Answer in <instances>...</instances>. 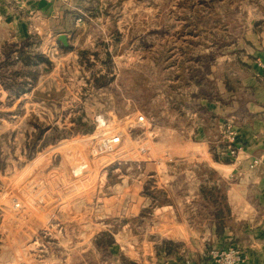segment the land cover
Instances as JSON below:
<instances>
[{
  "label": "rangeland",
  "instance_id": "1",
  "mask_svg": "<svg viewBox=\"0 0 264 264\" xmlns=\"http://www.w3.org/2000/svg\"><path fill=\"white\" fill-rule=\"evenodd\" d=\"M114 3L78 0L63 19L12 4L14 19H0V264H132L155 231L149 211L140 222L138 195L163 172L184 174L174 187L190 189L196 174L207 177L204 213L191 223L218 207L229 220L226 183L214 187L219 167L196 147L199 131L184 142L189 127L214 134V120L198 116L205 106L189 97L227 105L218 84L231 82L239 108L254 102L245 79L264 81V0ZM136 113L147 126L129 128ZM223 125L225 142L205 140L219 163L238 155L227 154L235 133L227 118ZM119 130V145H101Z\"/></svg>",
  "mask_w": 264,
  "mask_h": 264
},
{
  "label": "crops",
  "instance_id": "2",
  "mask_svg": "<svg viewBox=\"0 0 264 264\" xmlns=\"http://www.w3.org/2000/svg\"><path fill=\"white\" fill-rule=\"evenodd\" d=\"M113 2L117 8L123 4V0H113ZM76 3L78 0H0V19H14L15 15L13 10L11 11L13 7H10L12 4L20 6L22 13L29 14L28 8L32 4L33 7L39 8L38 12L43 11L49 14L50 18L63 19L68 17L66 9L72 10L74 7L72 4ZM16 15L17 18H22L19 13ZM121 15H123L122 11L117 12L114 18L120 19ZM76 16V14L71 15L70 18L75 19ZM110 17L111 15L103 16L101 19L108 21ZM10 26L12 27V24ZM81 26H85V29L88 27L85 23L77 22L75 29ZM62 33L66 34L64 31H60L59 34ZM245 81L246 89H249L255 98L254 102L246 105L245 108H239L238 87H233L231 82L218 84L220 97L224 96L228 99L227 105L221 106V102L216 100L211 103L199 93L189 97L197 96L200 99L198 101L205 106L204 110L202 108L198 112V116L202 124L207 119L210 122L214 120L212 130L214 134L205 136L200 126L189 127L186 129L190 136L184 142H190L193 134L198 130L197 139L202 143L196 147L206 149L210 162L219 167L218 179L213 184L215 188H220L222 183H226L230 209L228 222L221 225L215 216L204 215L200 216L199 225L189 221L191 215L204 213L199 206L204 200L202 191L208 180L205 175L196 174L197 177L193 178L196 184L190 189L188 184L174 187L173 182H178V178L183 177L184 174L179 175L177 172L155 174L156 182L149 195H144L143 192L138 195L140 202L136 210L141 223L147 220L145 213L149 211L150 227L155 231L151 232L150 240L145 239L138 243L132 264H218L209 255L211 248H224L233 243L242 247L244 261L241 264H264V100L257 98L264 93V81H256L257 86L254 84L255 78L250 75ZM207 103H210V106H207ZM223 118L229 120V126H232L231 132L235 133L233 138L235 142L229 143L236 145L240 150L236 157L228 159L229 161L225 163H219L213 158L210 146L205 140L212 138L216 142H225L222 134H219L222 133L224 126ZM166 130L170 133L177 132L173 129ZM160 160H157V163H162ZM164 160L166 164L168 161H173V158ZM185 175L189 176L188 173ZM187 179L193 182L192 178ZM195 226L201 228L202 232H198V243L194 247L189 232L192 230L193 234L195 232L193 229L197 228ZM119 240L120 238H117L113 246H116ZM174 246H180L178 251L172 249ZM120 247L126 249V246ZM118 263L120 264V259Z\"/></svg>",
  "mask_w": 264,
  "mask_h": 264
},
{
  "label": "built area",
  "instance_id": "3",
  "mask_svg": "<svg viewBox=\"0 0 264 264\" xmlns=\"http://www.w3.org/2000/svg\"><path fill=\"white\" fill-rule=\"evenodd\" d=\"M148 124L147 117L142 113H136L134 117L128 120L129 128H144ZM124 137V131L119 130L110 135L101 143L106 149H113L119 145ZM239 147L232 143L227 146V154L234 156L239 152ZM257 162V160H256ZM211 258L215 259L218 264H241L244 261L243 250L236 244H231L224 248H213L209 251Z\"/></svg>",
  "mask_w": 264,
  "mask_h": 264
},
{
  "label": "trees",
  "instance_id": "4",
  "mask_svg": "<svg viewBox=\"0 0 264 264\" xmlns=\"http://www.w3.org/2000/svg\"><path fill=\"white\" fill-rule=\"evenodd\" d=\"M47 62H49V60L47 59ZM203 192V196H204V199L205 198H208V195L210 194L209 193V191H207V192H205L204 190L202 191ZM219 204V203H218ZM221 205V204H220ZM218 206V205H217ZM226 208H227V206H226ZM227 211L229 212L230 211V209L229 208H227ZM213 216H215V218L216 219H218L219 221H220V223H221V225H223L224 224V214H225V211L223 210V208L222 207H218V209H215L213 212ZM112 242V238H109V240L105 243V244H109V243H111Z\"/></svg>",
  "mask_w": 264,
  "mask_h": 264
},
{
  "label": "water",
  "instance_id": "5",
  "mask_svg": "<svg viewBox=\"0 0 264 264\" xmlns=\"http://www.w3.org/2000/svg\"><path fill=\"white\" fill-rule=\"evenodd\" d=\"M59 39L63 42L64 45H68V38L66 34H61Z\"/></svg>",
  "mask_w": 264,
  "mask_h": 264
}]
</instances>
